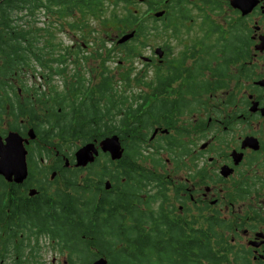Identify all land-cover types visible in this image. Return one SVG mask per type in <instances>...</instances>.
Here are the masks:
<instances>
[{"label": "flooded vegetation", "instance_id": "flooded-vegetation-1", "mask_svg": "<svg viewBox=\"0 0 264 264\" xmlns=\"http://www.w3.org/2000/svg\"><path fill=\"white\" fill-rule=\"evenodd\" d=\"M191 1L174 0L171 21L165 0L162 29L145 31L174 36L178 51L162 43L152 75L145 67V75L120 76L122 88H140L133 96L115 89L118 76L103 60L79 77L86 59L73 52L69 61V47L43 64L52 77L71 65L75 82H47L26 95L28 87L14 89L21 77H0V264H39L42 253L52 254L50 264L63 255L66 264L69 253L48 228L78 218L73 204L97 226L92 215L109 208L118 184H135L132 173L146 186L131 209L236 244L221 254H237L238 264H264V0ZM86 131L95 134L71 136ZM78 150L91 160L77 165ZM251 194L256 201L247 207Z\"/></svg>", "mask_w": 264, "mask_h": 264}, {"label": "trees", "instance_id": "trees-1", "mask_svg": "<svg viewBox=\"0 0 264 264\" xmlns=\"http://www.w3.org/2000/svg\"><path fill=\"white\" fill-rule=\"evenodd\" d=\"M112 2L114 1L0 0V57L4 60H0V77H20L22 69L29 67V63L34 61L35 65L44 68V58L40 52L46 51V48L47 51L57 50V47L52 43H47V40L43 41L44 44L39 46L40 48L36 45L40 32H43V35L50 40L52 39V35L45 27H37L39 12H42V16L47 18H49L47 15L53 17L55 21L79 13L80 18L68 26L69 29L84 32L88 27L86 17L88 15L94 17L97 13H101L102 5ZM138 19V16L128 14L118 22L121 24V29H133L135 31L134 38L142 40L145 38L143 36L148 29L149 19L139 22ZM151 24H153V20ZM129 44L127 45L129 49L126 52V59H134L140 52L135 53L136 45L130 46ZM59 50L61 51V49ZM54 59H62V53L59 51L57 54L54 53ZM51 78L52 75L49 72L47 79ZM101 88H104L103 84ZM107 100L110 102L111 98ZM116 103L117 106H120L121 101L116 100ZM94 134V131L71 132V136H77L80 139L82 137L91 139ZM139 171L142 173V169ZM120 172L119 168L117 183L121 182L123 177ZM132 176L133 181L130 184H135L131 186L118 184L113 196L106 201V204H110L109 208L100 209L96 215H92L97 221V226H91L88 223L87 219L90 214L88 209L81 213L79 206L73 204L71 208L77 210L78 218L70 214L67 219L62 220L64 223L62 227L55 226L56 231L54 227L48 228L52 235L56 233L59 236L57 244L64 249L60 252L67 251L69 253L68 259L71 264L74 262L89 263L84 259L95 262L96 256L105 257L109 260L107 264H231L232 261L237 262V254L234 258L228 257L227 254H221L222 249L233 251L231 246H226L227 244L223 242L217 243V240L211 242L209 233L204 230L189 229L185 231L170 219L167 221V219L158 216L159 220L156 216L146 213L145 208L141 210L145 211V215L139 214L141 211L131 209L133 201L141 202L137 198V194L141 188L146 186L142 183L144 181L140 176L135 173H132ZM146 178L154 180V176L151 174H148ZM128 193H131L132 196ZM150 197L154 198L155 196ZM69 202L77 203L75 198ZM145 207L148 208V205ZM84 218L85 221L82 224ZM82 243H84L83 250L80 249Z\"/></svg>", "mask_w": 264, "mask_h": 264}, {"label": "rangeland", "instance_id": "rangeland-1", "mask_svg": "<svg viewBox=\"0 0 264 264\" xmlns=\"http://www.w3.org/2000/svg\"><path fill=\"white\" fill-rule=\"evenodd\" d=\"M111 4L104 3L101 7L102 12L97 13L94 17L91 15H88L86 17L87 22V29L84 32H81L76 29H69L68 24L74 23L76 20L80 18L79 13L73 15L72 17H66L61 19L60 21H55L53 17L49 18L42 16V12H39L38 14V24L37 27L43 28L45 27L49 33L52 35V39L50 40L48 37L43 35V32L39 33V37L37 38V46H42L44 43V40H47V43H52L57 47V50L55 51H41V55L43 56V62L46 60L51 59V53L57 54L59 53L64 54L63 48L69 47V50H72L71 56L69 57V61L74 59V53L81 52L84 54V57L86 59L85 62H82L86 67L82 68V72H80L79 77H82L83 79H86L89 77L88 68L87 66L94 67L96 61L103 60L105 61V66H107V71L111 75H115V77L118 76V79L116 83H114L115 89L118 91H121L125 93L127 97L133 96L135 92L139 91V87L137 85H131L130 89L122 88L123 85L120 84V76L124 74H128L130 77H136L140 74L145 75V67H150L148 69L147 75H152L154 70L156 68L160 67V63L158 62V54L157 49H159L162 45V43L165 44H173L172 53H174V56L177 54L178 48V40L174 36H161L157 31H151L150 34H144V39L140 40L137 38H133L130 40L127 44L124 46L118 45L117 41L121 38V32L129 34L132 32L133 29H121V24L118 21H121L124 19V17L128 16V14H131L132 16H138V22L143 21L145 19H149L147 22V30L151 29H162L163 24L161 23V20L158 19V17H154L157 13H161L164 10L163 2L165 0H113ZM177 3H185V4H192L191 0H176ZM174 0H168L166 10L169 13L168 18H171L172 21V13L174 12ZM153 8V9H150ZM164 12V11H163ZM138 14V15H137ZM115 17V19H114ZM153 20V24H151ZM50 23V24H49ZM51 25V26H50ZM153 27V28H152ZM172 28V27H169ZM132 42V43H131ZM130 43V44H129ZM143 43V44H142ZM113 44V45H112ZM117 44V47L114 52H112V48ZM132 46L133 44L136 45V52L139 53L138 56H141L140 58H134V59H126V52L129 49L127 45ZM138 44V45H137ZM51 45V44H50ZM78 45H83L82 49L78 48ZM142 47H141V46ZM40 48V47H39ZM157 48V49H156ZM61 49V51L59 50ZM156 49V50H155ZM155 50L156 53L153 51ZM101 56L100 59H98ZM54 58V56H52ZM152 59V63H147L146 59ZM98 59V60H97ZM122 59V60H121ZM126 59V60H124ZM1 61H4L0 57ZM32 60V58H31ZM124 60V61H123ZM30 62V61H29ZM32 62L29 63V67H26L22 69V73L20 75L21 79L20 82L16 83L14 85V89L16 88H22L23 86L28 87L25 90V94L27 95L29 90H34L36 86H40L41 90H46V87H48L47 82L49 85H58L61 87L62 82L67 81H76L78 79L74 78L72 80V76L78 71V69H73V67L70 65L67 68V71L64 76L58 74L57 76H54L51 78L50 81L47 79L48 70L44 67H39ZM48 64V62L46 63ZM118 65V66H117ZM141 72V73H140ZM44 77V78H42ZM68 79V80H67ZM8 84H11V81H8ZM59 91H61V88H59ZM7 94V93H6ZM24 97V95H22ZM39 115L41 113H38ZM3 121V118H2ZM148 167V164H145ZM1 166V165H0ZM256 201L253 194L247 196L246 198V205L249 207L250 202L251 204ZM139 214L145 215V211L139 212ZM244 211L240 213V215H243ZM259 225V224H258ZM257 225V226H258ZM226 246H231L230 244L226 243ZM45 246V245H43ZM232 247V246H231ZM237 245H233L232 250L236 251ZM45 251V250H44ZM51 253H42V258L39 260V264H50L51 262ZM57 257V256H56ZM95 260H98L100 258L105 257H99L96 256ZM64 259L63 255L58 254L56 263L59 262V264H62V260ZM106 259V258H105ZM85 261L89 263L84 264H94L93 262H90V259H84ZM107 260V259H106ZM70 262V263H69ZM109 262V260H107ZM80 262L76 263L79 264ZM237 262H233L231 264H238ZM66 264H71V261L69 260Z\"/></svg>", "mask_w": 264, "mask_h": 264}, {"label": "water", "instance_id": "water-1", "mask_svg": "<svg viewBox=\"0 0 264 264\" xmlns=\"http://www.w3.org/2000/svg\"><path fill=\"white\" fill-rule=\"evenodd\" d=\"M162 13H157L154 17H160ZM134 35V32H130L129 34L123 35L118 41V44H122L127 42L130 38H132ZM251 140V139H248ZM111 142V141H110ZM103 150H106L104 147H102ZM109 150L112 153L113 158H119L120 157V151L114 148H109ZM90 161L91 158H88L82 150H78L76 153V161L77 165L83 164V162ZM94 264H107V260L105 258H100L94 262Z\"/></svg>", "mask_w": 264, "mask_h": 264}, {"label": "clouds", "instance_id": "clouds-1", "mask_svg": "<svg viewBox=\"0 0 264 264\" xmlns=\"http://www.w3.org/2000/svg\"><path fill=\"white\" fill-rule=\"evenodd\" d=\"M132 32H134V35H135V31H134V30H132ZM134 35H133V36H134ZM121 37H122V36H121ZM134 37H135V36H134ZM132 38H133V37H132ZM130 39H131V38H130ZM130 39H129L127 42H129V41H130Z\"/></svg>", "mask_w": 264, "mask_h": 264}, {"label": "bare ground", "instance_id": "bare-ground-1", "mask_svg": "<svg viewBox=\"0 0 264 264\" xmlns=\"http://www.w3.org/2000/svg\"><path fill=\"white\" fill-rule=\"evenodd\" d=\"M18 163V162H17ZM21 164V163H20Z\"/></svg>", "mask_w": 264, "mask_h": 264}]
</instances>
